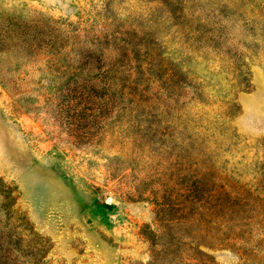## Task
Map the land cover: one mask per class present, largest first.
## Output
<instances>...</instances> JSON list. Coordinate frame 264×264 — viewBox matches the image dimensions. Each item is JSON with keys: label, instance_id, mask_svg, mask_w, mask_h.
I'll use <instances>...</instances> for the list:
<instances>
[{"label": "rangeland", "instance_id": "obj_1", "mask_svg": "<svg viewBox=\"0 0 264 264\" xmlns=\"http://www.w3.org/2000/svg\"><path fill=\"white\" fill-rule=\"evenodd\" d=\"M0 188V264H264V0H0Z\"/></svg>", "mask_w": 264, "mask_h": 264}, {"label": "trees", "instance_id": "obj_2", "mask_svg": "<svg viewBox=\"0 0 264 264\" xmlns=\"http://www.w3.org/2000/svg\"><path fill=\"white\" fill-rule=\"evenodd\" d=\"M3 189H4V188H3ZM3 189L0 188V196H3V193H2V192H4ZM2 190H3V191H2ZM1 240H2V243H3L5 239H1Z\"/></svg>", "mask_w": 264, "mask_h": 264}]
</instances>
